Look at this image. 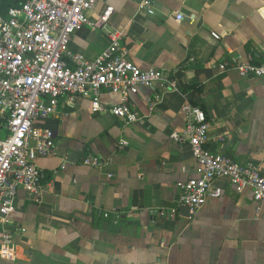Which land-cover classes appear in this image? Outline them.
<instances>
[{
	"label": "crops",
	"instance_id": "1",
	"mask_svg": "<svg viewBox=\"0 0 264 264\" xmlns=\"http://www.w3.org/2000/svg\"><path fill=\"white\" fill-rule=\"evenodd\" d=\"M141 1L108 0L113 13L103 25L95 4L70 49L93 58L118 31L127 58L168 72L176 89L157 83L130 94L136 122L93 113L88 99L66 94L36 119L53 131L55 147L36 160L46 176L40 193L16 191L3 224L14 254L0 264H264V201L219 181L222 194L186 217L177 185L200 173L183 134L181 89L191 82L203 83L202 147L264 172V76L244 77L233 66L264 61V0H151L152 12ZM100 100L108 106L120 95L102 90ZM88 154L103 163L84 164Z\"/></svg>",
	"mask_w": 264,
	"mask_h": 264
},
{
	"label": "built area",
	"instance_id": "2",
	"mask_svg": "<svg viewBox=\"0 0 264 264\" xmlns=\"http://www.w3.org/2000/svg\"><path fill=\"white\" fill-rule=\"evenodd\" d=\"M98 2L102 7L96 24L103 25L113 13L108 0H24L20 7L9 9L7 18L0 16V117L6 120L7 131L0 136V257L14 254L11 234L3 224L15 211L16 191L22 188L29 196L40 193L45 174L36 160L55 147L53 131L34 122L54 113L61 95L70 101L86 98L91 112H109L131 123L141 119L130 106V94L140 86L163 83L176 89L168 72L130 61L118 31L93 58L70 49L72 35L88 23L86 12ZM141 5L152 12L151 0H142ZM182 18L181 13L176 15L177 20ZM212 35L217 37L215 32ZM226 65L222 62L219 67ZM233 66L244 77L264 76V61L237 59ZM102 90L118 93L120 102L105 105L100 100ZM182 109L187 116L183 134L200 173L178 182L179 204L197 210L207 198L222 194L219 181L231 184L237 193L248 189L255 201H264V172L252 162L240 163L227 154L205 150L202 146L209 138L205 112L187 100ZM170 137L181 138L176 132ZM82 162L97 167L103 160L88 154Z\"/></svg>",
	"mask_w": 264,
	"mask_h": 264
},
{
	"label": "trees",
	"instance_id": "3",
	"mask_svg": "<svg viewBox=\"0 0 264 264\" xmlns=\"http://www.w3.org/2000/svg\"><path fill=\"white\" fill-rule=\"evenodd\" d=\"M23 1L24 0H0V16L4 19L7 18L9 9L20 7ZM202 89H203V83L201 81L191 82L185 85L181 89V92L184 94L185 99L190 104L200 107L205 112V107L201 101ZM5 122L6 120L0 117V136L5 135L7 133V131L3 128ZM92 155H96V154H92ZM45 179L46 176L44 175L42 182Z\"/></svg>",
	"mask_w": 264,
	"mask_h": 264
},
{
	"label": "water",
	"instance_id": "4",
	"mask_svg": "<svg viewBox=\"0 0 264 264\" xmlns=\"http://www.w3.org/2000/svg\"><path fill=\"white\" fill-rule=\"evenodd\" d=\"M178 212H179L180 215L186 216V217H189L191 215L189 206L184 205V204H181L179 206Z\"/></svg>",
	"mask_w": 264,
	"mask_h": 264
}]
</instances>
